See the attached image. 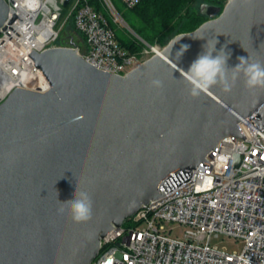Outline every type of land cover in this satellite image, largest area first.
Wrapping results in <instances>:
<instances>
[{"label": "water", "instance_id": "water-1", "mask_svg": "<svg viewBox=\"0 0 264 264\" xmlns=\"http://www.w3.org/2000/svg\"><path fill=\"white\" fill-rule=\"evenodd\" d=\"M203 14L207 22L127 77L72 49L31 53L51 89L16 88L0 104V264H91L114 226L188 182L200 163L213 166L205 158L222 139H246L244 120L264 131V89L245 88L241 75L230 93L217 86L194 99L180 75L207 40L231 53L229 67L239 56L264 62V0L209 4ZM8 17L0 0V29ZM75 189L92 197L87 223H74L67 206L57 212Z\"/></svg>", "mask_w": 264, "mask_h": 264}, {"label": "built area", "instance_id": "built-area-1", "mask_svg": "<svg viewBox=\"0 0 264 264\" xmlns=\"http://www.w3.org/2000/svg\"><path fill=\"white\" fill-rule=\"evenodd\" d=\"M9 17L0 32V104L16 88L46 93L51 84L30 56L72 49L99 71L127 77L159 50L130 53L117 40L112 21L124 23L112 0H4ZM68 1V4L65 3ZM222 10L229 0H215ZM134 9L142 0H124ZM222 4V6L220 5ZM21 21V22H20ZM121 23V24H122ZM0 29V30H1ZM246 139H222L192 170V177L139 211L101 241L91 264H264V131L252 120ZM133 225L125 227L126 222ZM167 224L183 228L180 234ZM220 236L245 241L239 255L212 245Z\"/></svg>", "mask_w": 264, "mask_h": 264}, {"label": "clouds", "instance_id": "clouds-1", "mask_svg": "<svg viewBox=\"0 0 264 264\" xmlns=\"http://www.w3.org/2000/svg\"><path fill=\"white\" fill-rule=\"evenodd\" d=\"M232 3L234 0H229V4ZM217 43L216 39L214 43L207 40L202 46V52L191 62L188 69L186 71L180 69V75L186 82L188 95L191 98H199L202 94L211 95V89L217 86L224 93H230L241 75L245 88L264 89V62L252 61L248 56H239L238 63L234 67H229L227 61L231 53L226 52L224 47L217 50ZM181 48L182 51L177 56V60L188 50L189 45H182ZM151 86L160 89L163 87V82L153 79ZM59 202L57 212L63 214L67 206V211L74 223H87L92 219L93 201L87 191L75 189L72 199Z\"/></svg>", "mask_w": 264, "mask_h": 264}, {"label": "trees", "instance_id": "trees-1", "mask_svg": "<svg viewBox=\"0 0 264 264\" xmlns=\"http://www.w3.org/2000/svg\"><path fill=\"white\" fill-rule=\"evenodd\" d=\"M97 2V0H95ZM215 0H142L134 8L138 17L135 32L149 45L166 46L174 37L194 32L209 19L194 5L215 4ZM130 53L137 54L143 49L142 43H120Z\"/></svg>", "mask_w": 264, "mask_h": 264}, {"label": "rangeland", "instance_id": "rangeland-1", "mask_svg": "<svg viewBox=\"0 0 264 264\" xmlns=\"http://www.w3.org/2000/svg\"><path fill=\"white\" fill-rule=\"evenodd\" d=\"M112 1L125 23L123 24L121 22L122 23L121 24V23H115L112 21V28L114 29L116 33L117 40L120 43L122 42V43H126L129 45L132 43H142L141 37L133 29L138 19L134 9L129 8L125 4L124 0H112ZM205 5L207 4L196 3L194 5V9L201 10L202 7H204ZM220 5L222 6V4ZM147 47L148 46L144 45L143 49H141V51L137 53V55L144 54V51L146 50ZM153 47L164 48L165 46L157 44V45H154ZM132 225L133 223L130 221L125 223V227H130ZM166 229L167 230L173 229L174 233L176 234H180L181 231L183 230V228L177 224H167ZM212 245L217 246L219 250L225 252L226 254L239 255L243 252L245 248V241H243L242 239L234 238V237L220 236L212 240Z\"/></svg>", "mask_w": 264, "mask_h": 264}]
</instances>
